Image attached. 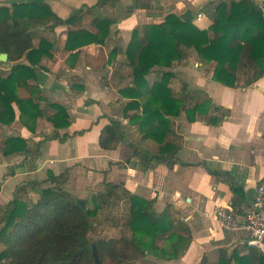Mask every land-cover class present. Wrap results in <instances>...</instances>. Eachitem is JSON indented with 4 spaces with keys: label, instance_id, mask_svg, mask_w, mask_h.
I'll use <instances>...</instances> for the list:
<instances>
[{
    "label": "crops",
    "instance_id": "crops-1",
    "mask_svg": "<svg viewBox=\"0 0 264 264\" xmlns=\"http://www.w3.org/2000/svg\"><path fill=\"white\" fill-rule=\"evenodd\" d=\"M217 1L240 0H0V7L10 9L13 3H45L62 20L74 15L67 24L33 30V48L42 40L49 47L35 67L37 79L17 93L38 103L43 115L31 131L21 124L13 104L15 121L0 124V220L14 197L31 203L38 198L35 188L56 183L87 209L93 208V200L99 204L89 218L93 239L131 238L132 197L148 201L151 215L167 211L171 232L189 238L187 249L175 259L146 253L123 264H263L256 248L222 231L211 214L217 205H229L243 216L264 180V75L253 80L252 71L241 65L236 85L226 87L212 79L214 62H202L194 49L185 47L171 67H154L146 76L148 86L170 72L168 88L182 102L180 115L168 117L163 153L130 123L134 111L125 115L124 106L131 98L121 95L133 87L126 57L133 29L142 32L175 14L207 30ZM250 1L264 12V0ZM99 19L110 22L103 44L66 49L69 32L95 35ZM14 63L29 65L26 57L13 63L6 57L0 60V75H8ZM203 103L209 104L207 113L189 121L186 111ZM53 105L65 108L67 128L50 122ZM10 136L24 139L27 153L3 155ZM50 177L55 183L47 181ZM171 232L157 238L156 245L169 248Z\"/></svg>",
    "mask_w": 264,
    "mask_h": 264
},
{
    "label": "trees",
    "instance_id": "trees-1",
    "mask_svg": "<svg viewBox=\"0 0 264 264\" xmlns=\"http://www.w3.org/2000/svg\"><path fill=\"white\" fill-rule=\"evenodd\" d=\"M100 0L99 3H106ZM74 15L62 20L45 3L11 4L0 7V54L7 62L26 57L29 65L14 63L5 77L0 75V124L9 126L15 121L13 104L19 111L21 124L34 131L36 120L43 115L32 98L18 96V88L30 89L27 82L37 79L36 66L49 45L40 41L33 48V30L40 26L53 28L67 24ZM212 25L198 29L191 20L169 14L160 24L133 29L126 49L132 67L133 87L123 89L121 95L131 98L124 106L125 115L136 125L143 138L161 145L168 134V117L179 116L182 102L172 97L168 88L170 72H162L160 81L148 86L146 76L154 67L168 68L182 58L181 48L194 49L202 62L215 63L212 79L226 87H234L237 71L244 65L252 71L253 80L264 75V12L250 0L217 1L213 4ZM51 23V24H50ZM110 22L98 20L95 35L87 31L69 32L66 49L88 44H103ZM114 55V51L110 54ZM37 90V89H36ZM32 95V94H31ZM56 113L50 122L57 129L67 128L69 116L63 106L53 105ZM209 104H197L186 111L194 121L197 114H206ZM26 141L20 137L6 138L2 154L27 153ZM55 178L47 181L55 183ZM35 182L32 183L34 185ZM237 194L238 189L233 187ZM36 201L28 203L14 197L2 211L0 220V264H94L93 246L101 264H123L142 259L146 253L167 260L183 254L189 238L172 231L167 211L158 216L148 213L150 203L139 197L131 198L129 228L131 238L89 237V218L100 209L93 200V208L82 207L60 184L35 188ZM170 247L156 245L157 238L167 234ZM253 247V246H250ZM254 248V247H253ZM261 257V256H260Z\"/></svg>",
    "mask_w": 264,
    "mask_h": 264
},
{
    "label": "built area",
    "instance_id": "built-area-1",
    "mask_svg": "<svg viewBox=\"0 0 264 264\" xmlns=\"http://www.w3.org/2000/svg\"><path fill=\"white\" fill-rule=\"evenodd\" d=\"M200 17L197 15L196 19ZM211 217L222 231L256 248L264 264V180L257 184L252 207L243 216H237L229 205H217Z\"/></svg>",
    "mask_w": 264,
    "mask_h": 264
},
{
    "label": "water",
    "instance_id": "water-1",
    "mask_svg": "<svg viewBox=\"0 0 264 264\" xmlns=\"http://www.w3.org/2000/svg\"><path fill=\"white\" fill-rule=\"evenodd\" d=\"M6 57L7 55L6 54H0V60L2 61H5L6 60ZM79 204L82 206V207H85V203L82 202V201H78ZM93 259H94V264H101L99 259H98V256L96 254V251H95V247L93 246Z\"/></svg>",
    "mask_w": 264,
    "mask_h": 264
},
{
    "label": "rangeland",
    "instance_id": "rangeland-1",
    "mask_svg": "<svg viewBox=\"0 0 264 264\" xmlns=\"http://www.w3.org/2000/svg\"><path fill=\"white\" fill-rule=\"evenodd\" d=\"M65 190V189H64ZM66 191V190H65ZM67 192V191H66ZM68 193V192H67ZM70 194V193H69ZM71 195V194H70ZM91 238V237H90ZM93 239V238H92Z\"/></svg>",
    "mask_w": 264,
    "mask_h": 264
}]
</instances>
